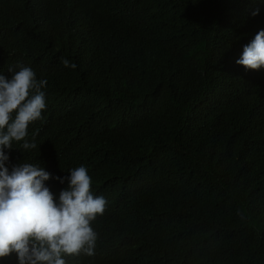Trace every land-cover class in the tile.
Here are the masks:
<instances>
[{"label": "trees", "instance_id": "1", "mask_svg": "<svg viewBox=\"0 0 264 264\" xmlns=\"http://www.w3.org/2000/svg\"><path fill=\"white\" fill-rule=\"evenodd\" d=\"M205 7L0 0V74L20 64L47 80L37 147L11 161L25 150L58 177L83 165L107 200L95 255L71 264H264V67L236 63L246 33L211 31ZM173 25L188 43L166 52Z\"/></svg>", "mask_w": 264, "mask_h": 264}, {"label": "clouds", "instance_id": "2", "mask_svg": "<svg viewBox=\"0 0 264 264\" xmlns=\"http://www.w3.org/2000/svg\"><path fill=\"white\" fill-rule=\"evenodd\" d=\"M194 1L206 3L205 21L211 31H219L222 37L246 33L235 47L237 64L245 70L264 67V1L186 0V7ZM205 37L201 35L198 43ZM184 43L188 41L182 40L173 25L164 51ZM62 64L73 70L77 67L68 59ZM16 67L18 71L8 67L10 77L0 74V261L15 255L18 264H71L75 256L95 255L98 237L91 222L103 215L107 200L94 195L92 178L83 165L58 177L28 163L25 150L37 147L26 139L28 127L42 119L47 107L42 90L47 80H38L31 67ZM172 87L166 79L164 93ZM16 148L25 150L17 152L12 162ZM50 179L66 181L58 196L45 183Z\"/></svg>", "mask_w": 264, "mask_h": 264}]
</instances>
